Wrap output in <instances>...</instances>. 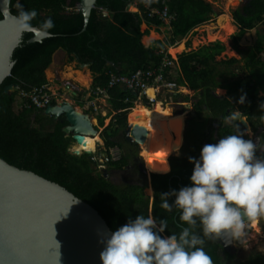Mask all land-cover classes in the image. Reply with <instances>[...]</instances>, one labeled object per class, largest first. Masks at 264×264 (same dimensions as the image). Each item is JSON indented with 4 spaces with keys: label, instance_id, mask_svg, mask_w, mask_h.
<instances>
[{
    "label": "trees",
    "instance_id": "16d2710c",
    "mask_svg": "<svg viewBox=\"0 0 264 264\" xmlns=\"http://www.w3.org/2000/svg\"><path fill=\"white\" fill-rule=\"evenodd\" d=\"M78 3L79 0H11L12 15L17 17L21 8L24 11L35 10L34 27L38 28L49 18L55 26L50 30L52 37L40 43L28 44L33 34H23L22 43L13 53L11 75L0 85V158L19 170L32 172L63 187L95 209L111 231L138 215H152L158 221H167L168 229L164 236L178 234L186 225L180 223L177 212L168 213L161 208L160 195L190 186L194 164L189 163V158L199 159L206 144L218 143L224 136L237 131L241 134L238 118L235 121L230 119L231 125H223L226 118L232 117L235 105L241 110H248L244 115L245 121L252 129L264 128V98L256 103L258 92L264 91V62L256 57L263 51L264 36L257 33L254 47L257 54L254 53L251 62L245 64V80L235 78L232 70L238 63L235 59L216 61L224 52L220 42L178 55L180 74L176 82L197 93L192 108L195 118L202 121L188 122L192 135L186 138L183 148L188 142H191L190 147L186 153L170 158L169 173L149 172L153 190L150 204L149 198L144 195L145 185L125 184L119 187L104 178L103 171L97 168L98 161L91 159L94 152L88 151L86 144H74L71 136L63 134L62 130L67 126L65 121H54L45 116L43 110L35 108L15 110L17 96L20 92L28 93L33 88L49 86L45 71L58 50L68 55L69 63L88 65L93 77L92 89L107 87L111 74L128 76L139 69L155 67L164 56V43L156 41L152 46L145 47L141 40L149 31L142 32L140 27L145 24L148 29L158 28L163 23L157 16L149 17L150 10H162L166 6L169 14L174 16L170 23V47L196 27L207 23L213 15V8L204 0H96V9L92 10L87 28L82 31L83 17L76 11ZM129 4L137 12H127ZM98 9L107 11L108 18L103 19L97 13ZM232 16L239 28L235 36L237 41L257 25L264 26V0H248ZM2 18L0 13V20ZM223 20L222 17L219 22ZM180 47L183 49V44ZM14 85L18 86V90L9 94L6 88ZM216 89L226 90L229 98L217 96ZM108 96L115 115L100 135L105 150L118 149L120 158L113 161L109 156L110 161L104 165L109 170H122L130 166L131 161V156L123 150V132L127 126L126 114L133 108L136 97L119 86L109 89ZM241 97L244 98L243 105L239 102ZM170 98L175 103L188 102L187 97L181 95ZM51 104L55 105L56 100L53 99ZM90 112L92 109L85 113ZM97 120L99 127H103L104 118L97 116ZM261 138L264 143V134ZM99 141L97 138V143ZM79 147V155H73V149ZM132 165L140 172L137 165ZM173 201L174 197L169 203ZM196 231L199 233L198 227ZM204 250L213 264H228L232 259L212 239H205ZM238 264H264V255Z\"/></svg>",
    "mask_w": 264,
    "mask_h": 264
},
{
    "label": "water",
    "instance_id": "95a60500",
    "mask_svg": "<svg viewBox=\"0 0 264 264\" xmlns=\"http://www.w3.org/2000/svg\"><path fill=\"white\" fill-rule=\"evenodd\" d=\"M238 1L241 4L245 0ZM10 3L11 0H0L3 17L0 20V85L11 75L13 53L22 43L23 34H33L28 44L40 43L52 37L38 31L21 32L16 16L10 12ZM131 7L129 4L126 11L130 12ZM95 9L96 0H79L77 11L83 17L82 31L87 28L91 12ZM97 13L103 19L108 18L105 10L98 9ZM213 16L217 17L215 13ZM80 68H88V65L80 64ZM17 90V85L6 88L9 94ZM141 106L151 109L146 101H142ZM183 111H191L190 105H184ZM44 115L54 121H65L67 126L62 132L71 136L75 144L85 145L86 137L99 135L92 117L77 110L68 101L47 106ZM240 123L246 131L251 132L245 119H241ZM123 136L125 142L138 151L134 162L138 163L140 173L155 174L148 173L144 159L140 156V147L148 136L147 129L127 123ZM255 141L257 143L258 139ZM183 145L184 138L180 148L173 154L181 150ZM103 148L97 143V153L91 159L102 160L101 163L107 164L110 159ZM72 154L79 155L78 152ZM86 154L91 155L89 152ZM170 158L167 162L169 171L162 174L170 172ZM103 173V177L107 178L105 169ZM46 219L50 220L47 234L42 224ZM111 232L95 209L66 189L32 172L19 170L0 158V264H100L99 257L104 246L101 241L109 239ZM233 241L228 234L216 238V243L227 253H230Z\"/></svg>",
    "mask_w": 264,
    "mask_h": 264
},
{
    "label": "clouds",
    "instance_id": "9594fccd",
    "mask_svg": "<svg viewBox=\"0 0 264 264\" xmlns=\"http://www.w3.org/2000/svg\"><path fill=\"white\" fill-rule=\"evenodd\" d=\"M36 16L35 10L21 8L16 17L18 29L52 35V19L34 29ZM259 150L264 147L259 145ZM257 151L258 146L238 131L203 146L199 159L189 158L194 164L190 186L160 195L161 208L177 212L186 226L178 234L164 236L166 220L138 215L101 241L100 264H213L204 250L205 239L228 234L241 240L251 221L264 218V159L256 156ZM172 197L174 201L169 203Z\"/></svg>",
    "mask_w": 264,
    "mask_h": 264
},
{
    "label": "rangeland",
    "instance_id": "374dc122",
    "mask_svg": "<svg viewBox=\"0 0 264 264\" xmlns=\"http://www.w3.org/2000/svg\"><path fill=\"white\" fill-rule=\"evenodd\" d=\"M204 1L212 6L213 11L217 15V17H214L212 15L211 19L207 23L193 29L185 38L176 40V46L173 45L168 47L171 41V33H169L168 30L165 29V25L163 27H160L162 33L160 32L159 34L161 35L160 39L164 43V49H168L167 52L171 57L177 58L178 55L182 53L197 51L204 46L213 44L214 42H220L224 47V52L219 57H217L216 61L235 59L238 62L235 66L232 67L235 78L245 80L247 77L245 64L250 63L251 59L253 58L252 55L256 53L254 47L257 41L258 34L264 36V26L257 25L255 29L247 31L240 40L236 41L235 36L239 33V28L234 23L232 13L236 8H239V1ZM130 12H137V9L132 6ZM222 17L224 18V20L222 23H220L219 19ZM226 24L230 25L231 28H229L228 30H224V26ZM141 31H145L144 25H142ZM147 42V39H142V44L144 43V45H146ZM182 44L184 46L183 49L180 47V45ZM256 57L264 62V47L263 51L257 54ZM88 70L89 69L87 68L80 69V65L76 62L69 63L68 59H66L65 56L58 55L54 57V60H52L50 67L45 71V77L49 82L48 88L54 99L56 100V103L68 101L74 104L77 110L82 112H86L89 109L87 105L88 89L92 84L93 77L90 78V75L88 74L90 71ZM73 83H75L77 87ZM183 93L184 95L189 94L187 97L188 102L181 103V105L177 104L174 106L172 105L171 108L168 106L162 108L161 103H156L152 109H147L146 107L141 106L140 102L137 100L134 102L133 108H131L133 109L132 113L130 114V109L126 114L127 123H139L140 121H135L134 115L140 108H144L152 115V122H162L164 126L163 128L166 130L167 135L162 137L163 132H161V135L160 132L155 133L151 128L152 132L149 131L148 143L146 142V144H144L140 150V156L144 159V164L148 173L150 172V169L148 167L150 162L153 164L157 163L159 165V167H157L158 172L161 173L159 170H163L164 166H168L167 162L171 156L175 157L186 153L187 149L190 147L191 142L187 143V147H182L181 150L173 154V152L177 151L182 145L183 138L185 139V137L187 138L189 135H192L191 132H189V123H186L184 125L185 119L197 122L202 121V119L195 118L194 110L192 108V102L195 98H197V93H189V91H183ZM215 94L219 97L229 98L228 92L226 90L216 89ZM257 97L258 101L256 103H259L260 99L264 98V91H259ZM19 103L20 98L19 96H17L15 110L19 109ZM96 104L98 107V112L95 114L92 111L88 114L92 117L93 124L99 132L97 138H99L100 144L102 145V147H104L103 138L100 133L102 132L103 128L110 123V120L115 115V113L112 110L111 105L108 103L107 99H98ZM187 104L190 105L191 111H184L183 114H180L182 113L183 106ZM246 111L248 110H241L239 106L235 105L232 116L238 118V128L239 131H241L240 133L243 135V138L245 140L250 139L253 141V133L246 131L240 123L241 119L246 120V117L244 116L246 114ZM97 116L104 118L103 127H99ZM255 116L258 117V115ZM202 117H204L203 114ZM177 118H180L181 126L173 127L175 126V122L173 120ZM142 123L143 125H145L144 122ZM230 124V118H226L223 125L228 126ZM33 126H36V124L33 123ZM184 127H187L185 134ZM97 138H85V144L88 151L95 152V143L97 142ZM118 138L120 139L121 136H119ZM145 145L146 147L144 148ZM103 149H105V147ZM133 151L134 155L137 157V149L135 148L133 149ZM73 152L80 153L81 147L73 149ZM119 155V151L115 149L114 157L119 158ZM101 161L102 160H98L97 168L101 171H103L104 169L107 171V179L112 184L119 187L125 184H138L141 186L145 185L146 187L144 189V195L149 198L151 204L153 200V190L150 185V175H143L142 173L137 172L132 168V164L137 165L138 163L133 162V160L131 159L129 166L131 168H124L122 170H109L108 166L104 165V163H101ZM257 255H264V218L253 220L251 224L247 225L245 240L243 244L235 246V253L232 256V259L227 263L238 264L239 262H244Z\"/></svg>",
    "mask_w": 264,
    "mask_h": 264
},
{
    "label": "built area",
    "instance_id": "2783aa9c",
    "mask_svg": "<svg viewBox=\"0 0 264 264\" xmlns=\"http://www.w3.org/2000/svg\"><path fill=\"white\" fill-rule=\"evenodd\" d=\"M153 16H157L167 27H170V23L174 19V16L169 14L166 6H164L162 10H150L149 17ZM163 55L161 62L155 67L145 70L139 69L128 76L111 74L107 87L89 88L87 99L88 108L92 109L96 114L98 112L96 104L98 99H109L108 90L116 86L122 87L124 90L134 95L136 94V101L138 100L140 105L142 101H146L151 109L156 103H161L162 108L165 106L171 108L172 105L174 106L177 104L181 105V103L172 102L170 97L177 95L188 97L189 94L184 95L183 91H189V93L194 91L176 82L180 74L177 59L171 57L167 50L164 51ZM150 91H152V96L149 94ZM19 98V109L35 108L43 111L47 106L52 105L51 102L54 99L49 88L45 86L33 88L28 93L20 92ZM114 150L115 149L110 150L109 155L113 161H117L120 155L119 158H115Z\"/></svg>",
    "mask_w": 264,
    "mask_h": 264
},
{
    "label": "bare ground",
    "instance_id": "6f19581e",
    "mask_svg": "<svg viewBox=\"0 0 264 264\" xmlns=\"http://www.w3.org/2000/svg\"><path fill=\"white\" fill-rule=\"evenodd\" d=\"M229 28H231V26L230 25H228V24H226L225 26H224V30H228ZM227 34V33H226ZM171 54V53H170ZM149 94L152 96V91H150L149 92ZM134 118H135V121H140V122H144L145 123V125H143V124H141L140 122L139 123H131L132 125H140V126H143V127H145L146 129H147V131H148V136H147V139H146V141H145V143L144 144H146V142L148 143V139H149V131H151L152 132V130L156 133V132H163V136L162 137H164V136H166L167 135V133H166V130L163 128L164 126H163V124H162V122H152V120H151V118H152V115L146 110V109H144V108H140L139 110H138V112L134 115ZM174 122H175V126H173V127H180L181 126V120L180 119H175V120H173ZM146 125H147V127H146ZM174 125V124H173ZM172 127V126H171ZM151 128H152V130H151ZM162 128H163V130H162ZM161 135H162V133H161ZM160 135V136H161ZM89 138H97V136L96 137H89ZM161 138V137H160ZM143 144V145H144ZM143 145H141V147H140V150H141V148H142V146ZM146 147V145L144 146V148ZM165 147V146H164ZM96 148H97V142L95 143V151H96V153H97V150H96ZM95 153V152H94ZM148 167H149V169H150V172H154V173H159L158 172V168L157 167H159V165L157 164V163H149V165H148ZM161 167H163V166H161ZM166 168H168V167H163V170H159L161 173H159V174H162V173H166V172H164V171H166ZM162 169V168H161Z\"/></svg>",
    "mask_w": 264,
    "mask_h": 264
},
{
    "label": "flooded vegetation",
    "instance_id": "af4514ba",
    "mask_svg": "<svg viewBox=\"0 0 264 264\" xmlns=\"http://www.w3.org/2000/svg\"><path fill=\"white\" fill-rule=\"evenodd\" d=\"M243 105V104H242ZM188 121L189 120H186V123L188 124ZM230 122H231V120H230ZM231 125V124H230ZM249 128H250V130H251V133H253V143L255 144V145H257L258 146V151H257V153H256V156L258 157V158H262V159H264V151H260L259 150V145H261V147H264V143L262 142V138H261V136H262V134H264V130H263V128L262 127H259V128H257V130H254V129H252L250 126H249ZM186 129H187V127H186ZM186 131V130H185ZM184 134H185V132H184ZM184 137H185V135H184ZM255 139H258V142L256 143V141H255ZM185 142H186V137H185V139H184V144H185ZM124 143V152L125 153H128L130 156H131V159L133 160V162H134V160H135V158H136V156L134 155V151H133V149H135L136 147H134V146H132V145H129V144H127L126 142H123ZM120 152V151H119ZM96 154V151H95V153H94V155ZM126 168H131V167H126ZM133 168V167H132ZM249 224H251V223H249ZM212 240H214L215 242H216V238H212ZM244 240H245V236L241 239V240H234L233 241V245L231 246V251H230V253H228L231 257L233 256V254L235 253V246H238V245H242L243 244V242H244ZM238 242L240 243V244H238ZM223 250V249H222ZM225 252V251H224ZM227 253V252H226Z\"/></svg>",
    "mask_w": 264,
    "mask_h": 264
},
{
    "label": "crops",
    "instance_id": "0c3cea01",
    "mask_svg": "<svg viewBox=\"0 0 264 264\" xmlns=\"http://www.w3.org/2000/svg\"><path fill=\"white\" fill-rule=\"evenodd\" d=\"M248 0H245L244 2L246 3ZM243 2V3H244ZM244 3V4H245ZM242 4V3H241ZM239 4V7H241V6H243L244 4ZM241 5V6H240ZM238 8H236L235 10H237ZM234 10V11H235ZM233 11V12H234ZM213 14H214V11H213ZM233 14V13H232ZM233 17V16H232ZM235 23V22H234ZM142 25H144L145 26V30H148L149 31V33H148V35H146V36H144L142 39H147L148 40V42H147V44L146 45H144V43H143V45L145 46V47H150V46H152L153 45V43L154 42H156V41H160V42H162V40L160 39V37H161V35L159 34L160 32L162 33V30H161V28L160 27H158V28H156V27H151L150 29H148L147 28V26L145 25V24H142ZM142 25H141V27H142ZM164 26V25H163ZM163 26H161V27H163ZM140 27V28H141ZM165 29L166 30H168V32L170 33V27H165ZM143 32V31H142ZM246 34V33H245ZM156 37H157V39H156ZM141 42H142V40H141ZM177 44H174V46H176ZM172 48V47H171ZM165 50H168V49H165ZM65 56L66 57V59H68V55L63 51V50H58L54 55H53V58H52V60H54V57H56V56ZM177 59V58H176ZM81 69V68H80ZM88 69V68H87ZM89 71V70H88ZM89 75H90V78L92 77L91 76V73L89 72L88 73ZM92 81H93V78H92ZM76 87H77V85L75 84V83H73ZM92 85V84H91ZM90 88H91V86H90ZM108 100V99H107ZM70 103V102H69ZM109 103V102H108ZM71 105H73V107H75L76 108V106L74 105V104H72V103H70ZM184 112H182L181 114H183ZM177 119H180V118H177ZM187 120V119H186ZM141 124H143L142 122H140Z\"/></svg>",
    "mask_w": 264,
    "mask_h": 264
},
{
    "label": "snow or ice",
    "instance_id": "6c2138e0",
    "mask_svg": "<svg viewBox=\"0 0 264 264\" xmlns=\"http://www.w3.org/2000/svg\"><path fill=\"white\" fill-rule=\"evenodd\" d=\"M42 224H43V229H44L45 233L47 234L48 229L50 227V220L49 219H46V220H44L42 222Z\"/></svg>",
    "mask_w": 264,
    "mask_h": 264
}]
</instances>
